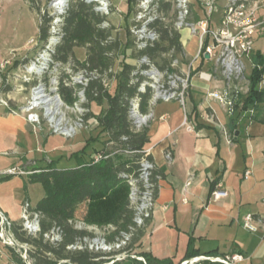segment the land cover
<instances>
[{
	"label": "built area",
	"instance_id": "built-area-1",
	"mask_svg": "<svg viewBox=\"0 0 264 264\" xmlns=\"http://www.w3.org/2000/svg\"><path fill=\"white\" fill-rule=\"evenodd\" d=\"M94 3L95 10L107 16L101 24L102 27H110L108 15L112 11L111 0H85ZM169 0H137L135 11L132 14L130 31L134 39V47L137 50L153 45L159 40L160 34L153 24L157 20L166 21V16L160 10L161 2ZM56 0L52 1L55 8ZM70 0H67L61 12L54 20L53 29L49 28V37L44 42L38 56L28 64L21 66V78L25 80L36 79L37 85L26 105L22 108L25 120L33 127H41L47 122L53 133L66 138H73L78 132L87 128V123L93 121L96 126L98 121L95 116H90L91 108L87 105V87L91 80L101 77L97 69L80 67L74 62H63L56 58L57 46L63 38L62 26L64 16L69 8ZM177 8L174 27L180 33L188 29L192 35L198 36V54L187 62L175 59L169 68L159 67L151 58L143 55L137 60L139 71L143 75L140 91H151L149 103L152 106L161 101H178L185 106L191 89L194 76L210 81L215 75H220L224 86L210 91V97L218 99L233 115L237 111V102L243 103V99L250 91V75L257 65L254 55L260 51L256 42L264 36V0H175ZM200 10L201 13L198 11ZM52 19V17H51ZM209 53V58L205 57ZM212 61L211 71L202 70L200 61ZM181 64L183 68H181ZM261 68V66H259ZM106 85L107 77H104ZM64 84L74 88L76 100L68 103L62 96L60 88ZM108 86V85H107ZM264 89V74L259 84ZM140 97H133L130 101V117L136 130H141L149 124L153 114L151 111L143 113L140 110ZM249 113L255 114V109H249ZM190 128V127H189ZM127 153L133 151L125 150ZM141 159L140 168L136 173L127 176L130 185L129 200L135 212L134 222L128 230L120 231L113 240L109 239L106 231H116V226L109 224L99 226L89 224L80 219L70 220L74 228L84 230L87 233L75 243L68 246L71 250L88 249L92 252L107 254L97 260L104 259L100 264H115L128 258H136L146 264L143 256L135 254L130 247L132 238L138 229L146 227L153 215L156 204L157 183L153 181V172L156 165L147 155ZM2 155H11L10 151L1 152ZM171 152L167 156L171 157ZM100 155L95 157V161ZM32 172L23 170L18 166H10L0 170L3 175H26ZM251 171L245 172V177ZM191 182L188 181L187 185ZM223 191H213V196L218 198L225 195ZM30 202L22 204L20 225L27 235L37 237L43 234L46 241L57 244L63 240L64 234L60 226H54L43 233L42 214L35 210ZM255 216L248 213L244 217V226L252 231H257ZM14 221L0 209V241L14 249L23 260L24 264H34L31 258L33 245L20 241L15 235ZM264 228V222H260ZM111 234V233H110ZM62 260L61 262H68ZM248 264V257L243 253L234 252L227 254H201L182 261L180 264Z\"/></svg>",
	"mask_w": 264,
	"mask_h": 264
},
{
	"label": "trees",
	"instance_id": "trees-1",
	"mask_svg": "<svg viewBox=\"0 0 264 264\" xmlns=\"http://www.w3.org/2000/svg\"><path fill=\"white\" fill-rule=\"evenodd\" d=\"M32 8H36L37 0H28ZM128 13L133 14L137 0H127ZM161 12L166 14L172 10L171 2L162 1ZM107 16L95 10L94 3L85 0H70L69 8L64 16L62 26L63 38L57 46L56 58L63 62L72 61L80 67L97 69L101 77L91 80L87 87L88 106L92 103L101 106L102 109L95 118L96 126L100 132L107 135L99 149L100 159L95 157L85 159L87 148L91 143L98 141L97 137H90L84 146L71 154L77 161L74 167H58V160H50L45 166L36 167L34 172L28 174L29 183H41L44 188V196L35 205V210L42 214L43 233L54 226H60L63 230V240L57 244L46 241L43 234L32 237L22 230L19 223H14L13 229L17 238L22 242L33 245L31 258L34 264H100L104 259L97 260L107 254L92 252L88 249L71 250L68 246L75 243L87 232L78 230L70 223V220L80 219L89 224L106 226L113 224L116 231L109 236L113 240L120 231L128 230L134 222L135 212L131 207L129 194L130 185L127 176L136 173L141 165V159L146 154L145 145L149 142L148 127L136 130L130 117V101L139 96L140 110L147 113L151 109L149 99L151 91H140L143 75L139 71V65L123 62L120 71L114 68L115 61L120 53H124L123 42L118 35H114V26L102 27ZM51 17L44 16L40 23V39L45 41L49 37ZM153 26L158 30L160 37L153 45L137 50V60L143 55L151 58L159 67L174 68L171 66L178 56L181 62H187L185 50L181 42V33L174 27V20L167 23L157 20ZM131 40L124 48L134 45V39L128 28ZM84 47L86 58L83 61L76 59L75 49ZM169 54V59L164 57ZM161 59L162 64L156 60ZM256 66L250 75V91L243 99L244 110L255 109L251 118L264 123V89L259 88L264 74V54L258 51L254 55ZM261 66V68L259 67ZM104 77L107 80L115 79L114 91L108 89ZM63 98L68 103L76 100L74 88L61 85ZM241 104L237 102V107ZM191 118V117H190ZM189 118V120H190ZM199 123L195 128L200 127ZM125 150L133 151L127 153ZM147 157L153 160L151 154ZM14 175L0 176V182L9 180ZM164 170L155 168L153 181L157 183L156 195L158 194V181L164 178ZM218 180L213 184L215 188ZM27 183L25 190L27 191ZM30 202L28 196L24 202ZM143 228L137 230L132 238L130 247L139 242L143 235ZM194 239H190L188 251L184 260L201 255L194 249ZM14 250V249H13ZM138 256L146 259V264H180L172 258H158L147 251H134ZM202 254H218L209 251ZM20 257V256H19ZM69 260L68 262H61ZM16 264H24L20 258L14 259ZM0 264H3L0 262ZM115 264H145L136 258H128L126 261Z\"/></svg>",
	"mask_w": 264,
	"mask_h": 264
},
{
	"label": "crops",
	"instance_id": "crops-1",
	"mask_svg": "<svg viewBox=\"0 0 264 264\" xmlns=\"http://www.w3.org/2000/svg\"><path fill=\"white\" fill-rule=\"evenodd\" d=\"M186 30L181 32V42L190 60L198 54L199 39L195 52L188 53L186 38L193 35ZM197 64L205 71L213 68L212 61ZM223 86L220 75L210 81L196 75L185 106L172 100L151 107L153 117L146 126L150 140L145 149L156 167L164 170L165 177L158 181L154 212L136 243V251L181 263L192 238L199 254L213 250L218 254L240 252L248 257V264H264V228L260 226L264 222V123L252 119V114L242 108L243 103L231 115L218 99L208 95ZM197 123L201 126L195 128ZM25 125L24 117L0 114V135L17 136ZM85 140L77 145L56 146L58 153L41 160L40 166L58 160L57 166L62 168V161L75 159L71 154L80 150ZM3 142L0 138V154L6 151ZM21 149L16 139L14 150ZM167 152H171L170 158ZM248 170L251 173L245 177ZM215 190L226 194L215 198ZM2 205L0 209L14 223H20L21 214L16 220L10 214L11 208ZM248 213L255 216L257 231L244 226ZM3 257L8 255L0 256L1 263Z\"/></svg>",
	"mask_w": 264,
	"mask_h": 264
},
{
	"label": "rangeland",
	"instance_id": "rangeland-1",
	"mask_svg": "<svg viewBox=\"0 0 264 264\" xmlns=\"http://www.w3.org/2000/svg\"><path fill=\"white\" fill-rule=\"evenodd\" d=\"M53 0H37L36 8H32L28 0H0V114L5 116L24 117L25 113L22 108L26 105L30 98L33 88L37 85L36 79L25 80L21 78V66L28 64L36 58L44 46V41L40 39V23L44 20V16L52 17L49 25L50 30L58 28L54 25L55 18L59 15L57 9L52 6ZM112 11L108 15V19L112 26L115 27L113 34L118 35L123 42L124 53H120L115 61L114 68L120 71L123 62L136 64L137 51L134 45L124 48L131 36L128 28L132 23V14L128 13L127 0H111ZM172 3V10L166 14V22L170 23L176 19L177 8L174 6L175 0H169ZM195 1V0H193ZM111 18V19H110ZM185 31H187L185 29ZM191 33V32H190ZM186 38V51L190 54L195 52L198 47V36L193 35L188 41ZM258 48H264V36L257 42ZM169 59V54H164ZM76 59L83 61L86 58V49L79 47L75 49ZM179 60H182L179 57ZM162 64L161 59L156 60ZM181 68L183 65L181 64ZM108 89L114 91L115 79H110L107 83ZM102 107L96 103L91 104L90 116H96L100 113ZM19 120L18 118H16ZM14 120L15 121L17 120ZM13 120V119H12ZM11 121V120H10ZM26 121V120H25ZM25 130L20 129L17 136H11L8 133H1L0 138L4 140V148L11 152V155L4 156L0 154V170L8 166H18L19 168L34 172L36 167H41V160L47 156H55L58 153L56 146L71 144H80L86 138L97 137L98 141L93 142L87 148L85 159H90L100 155L99 149L107 135L96 127L93 121L87 123V128L78 132L73 138H66L62 135L53 133L51 127L45 121L41 127H33L26 122ZM49 137L46 143L42 140ZM18 141L21 151L14 150V145ZM85 140V141H86ZM59 148V147H58ZM35 159V160H34ZM77 161L75 159H65L62 161V168L74 167ZM27 191L25 190V184ZM28 196L32 205H36L38 200L44 196V188L41 183H29L28 174L14 175L11 179L0 182V206L2 202L11 208V216L16 220L19 219L22 204ZM23 202V203H22ZM107 236L113 232L103 229ZM111 233V234H110ZM133 251L137 250V246H132ZM6 253L7 258L2 259L4 264H8L7 259H20L19 254L10 247L4 246L0 241V256ZM34 257H32V261ZM126 261V260H125Z\"/></svg>",
	"mask_w": 264,
	"mask_h": 264
},
{
	"label": "bare ground",
	"instance_id": "bare-ground-1",
	"mask_svg": "<svg viewBox=\"0 0 264 264\" xmlns=\"http://www.w3.org/2000/svg\"><path fill=\"white\" fill-rule=\"evenodd\" d=\"M55 8L58 10V12H61L66 5L67 0H56Z\"/></svg>",
	"mask_w": 264,
	"mask_h": 264
},
{
	"label": "water",
	"instance_id": "water-1",
	"mask_svg": "<svg viewBox=\"0 0 264 264\" xmlns=\"http://www.w3.org/2000/svg\"><path fill=\"white\" fill-rule=\"evenodd\" d=\"M205 57L206 58H209V53H205Z\"/></svg>",
	"mask_w": 264,
	"mask_h": 264
}]
</instances>
